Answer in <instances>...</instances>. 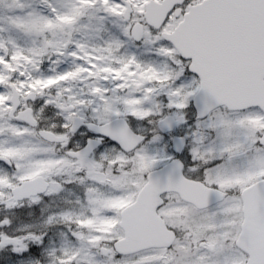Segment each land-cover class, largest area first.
<instances>
[{"label": "snow or ice", "instance_id": "obj_1", "mask_svg": "<svg viewBox=\"0 0 264 264\" xmlns=\"http://www.w3.org/2000/svg\"><path fill=\"white\" fill-rule=\"evenodd\" d=\"M0 264H264V0H0Z\"/></svg>", "mask_w": 264, "mask_h": 264}]
</instances>
